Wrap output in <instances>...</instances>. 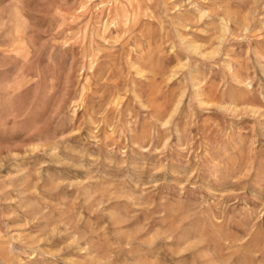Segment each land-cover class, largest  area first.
Returning <instances> with one entry per match:
<instances>
[{"label":"rangeland","instance_id":"374dc122","mask_svg":"<svg viewBox=\"0 0 264 264\" xmlns=\"http://www.w3.org/2000/svg\"><path fill=\"white\" fill-rule=\"evenodd\" d=\"M0 264H264V0H0Z\"/></svg>","mask_w":264,"mask_h":264}]
</instances>
